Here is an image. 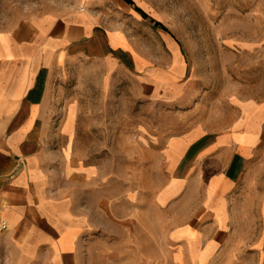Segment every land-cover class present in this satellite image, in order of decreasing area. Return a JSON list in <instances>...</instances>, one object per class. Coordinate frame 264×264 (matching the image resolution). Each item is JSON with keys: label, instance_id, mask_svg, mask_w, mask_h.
I'll use <instances>...</instances> for the list:
<instances>
[{"label": "crops", "instance_id": "0c3cea01", "mask_svg": "<svg viewBox=\"0 0 264 264\" xmlns=\"http://www.w3.org/2000/svg\"><path fill=\"white\" fill-rule=\"evenodd\" d=\"M127 10L141 16L126 0H82L0 27V244L14 247L19 264H236L264 176V99L236 98V116L215 114L166 137L151 153L160 166L151 178L132 189L119 181L118 194L95 165L68 162V145L55 150L76 130L75 110L59 121L53 93L68 63L130 74L151 102L177 87L182 52L164 36L170 61L159 63ZM53 157L83 177L80 193L55 195Z\"/></svg>", "mask_w": 264, "mask_h": 264}, {"label": "rangeland", "instance_id": "374dc122", "mask_svg": "<svg viewBox=\"0 0 264 264\" xmlns=\"http://www.w3.org/2000/svg\"><path fill=\"white\" fill-rule=\"evenodd\" d=\"M133 1L148 17L139 11L141 16H134L127 10V23L151 42L157 61H170L171 51L166 55L160 49L165 46V37L173 39L182 52L186 69L176 76L177 87L162 93L158 102L147 101L138 96L141 87L134 86L130 74L108 76L103 63L86 60L68 63L53 79L59 121L71 107L76 112L72 141L66 144L63 137L55 150L68 145L64 150L68 162L73 158L80 165H95L110 180L112 194H118L119 181H125L128 189L145 185L144 180L160 167L154 166L151 153L166 137L205 117L214 119L218 114L225 120L236 116V98L264 99V0ZM81 3L0 0V27L35 10H66ZM56 159L52 158L50 167L55 195L69 198L80 193L83 177H70ZM99 184L102 186L95 183V188H100ZM256 187L254 221L243 232L236 264H264V176ZM19 263L14 247L7 250L0 244V264Z\"/></svg>", "mask_w": 264, "mask_h": 264}, {"label": "trees", "instance_id": "16d2710c", "mask_svg": "<svg viewBox=\"0 0 264 264\" xmlns=\"http://www.w3.org/2000/svg\"><path fill=\"white\" fill-rule=\"evenodd\" d=\"M126 1H127L129 4L135 6V9H136L137 11L141 12L142 15H143L145 18L148 17V15L142 10V8H140L139 6H137L133 0H126ZM153 21L155 22V25H156L157 27H161V28L167 30V28L164 27V25H162L161 22L156 21V20H153Z\"/></svg>", "mask_w": 264, "mask_h": 264}, {"label": "built area", "instance_id": "2783aa9c", "mask_svg": "<svg viewBox=\"0 0 264 264\" xmlns=\"http://www.w3.org/2000/svg\"><path fill=\"white\" fill-rule=\"evenodd\" d=\"M7 229V224L5 221H2L0 224V231H5Z\"/></svg>", "mask_w": 264, "mask_h": 264}]
</instances>
